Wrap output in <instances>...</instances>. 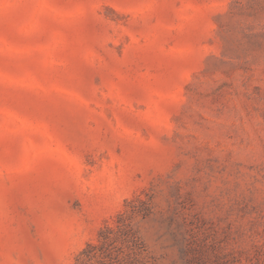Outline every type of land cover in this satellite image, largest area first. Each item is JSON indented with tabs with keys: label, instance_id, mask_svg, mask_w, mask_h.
Here are the masks:
<instances>
[{
	"label": "rangeland",
	"instance_id": "rangeland-1",
	"mask_svg": "<svg viewBox=\"0 0 264 264\" xmlns=\"http://www.w3.org/2000/svg\"><path fill=\"white\" fill-rule=\"evenodd\" d=\"M0 264H264V0H0Z\"/></svg>",
	"mask_w": 264,
	"mask_h": 264
},
{
	"label": "trees",
	"instance_id": "trees-1",
	"mask_svg": "<svg viewBox=\"0 0 264 264\" xmlns=\"http://www.w3.org/2000/svg\"><path fill=\"white\" fill-rule=\"evenodd\" d=\"M84 254H85V252H82V253H81V255H84ZM85 255H86V254H85Z\"/></svg>",
	"mask_w": 264,
	"mask_h": 264
}]
</instances>
